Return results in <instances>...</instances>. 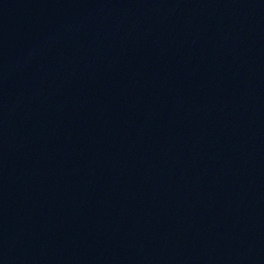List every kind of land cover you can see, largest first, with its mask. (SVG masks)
Wrapping results in <instances>:
<instances>
[{
	"label": "water",
	"instance_id": "obj_1",
	"mask_svg": "<svg viewBox=\"0 0 264 264\" xmlns=\"http://www.w3.org/2000/svg\"><path fill=\"white\" fill-rule=\"evenodd\" d=\"M0 264H264V0H0Z\"/></svg>",
	"mask_w": 264,
	"mask_h": 264
}]
</instances>
